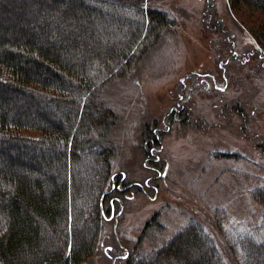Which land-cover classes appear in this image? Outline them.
Returning <instances> with one entry per match:
<instances>
[{
    "label": "trees",
    "instance_id": "16d2710c",
    "mask_svg": "<svg viewBox=\"0 0 264 264\" xmlns=\"http://www.w3.org/2000/svg\"><path fill=\"white\" fill-rule=\"evenodd\" d=\"M228 2L264 14V0ZM171 23L143 0H0V264H81L99 249L119 209L113 185L131 189L103 141L117 120L104 88ZM254 37L264 50V23ZM253 194L264 205V185ZM250 232L237 237L238 264H264V233ZM122 264L227 263L194 221Z\"/></svg>",
    "mask_w": 264,
    "mask_h": 264
},
{
    "label": "rangeland",
    "instance_id": "374dc122",
    "mask_svg": "<svg viewBox=\"0 0 264 264\" xmlns=\"http://www.w3.org/2000/svg\"><path fill=\"white\" fill-rule=\"evenodd\" d=\"M143 2L172 23L128 76L104 88L117 120L101 139L131 189H115L124 198L106 219L99 249L81 264H122L194 221L227 264H238L237 237L264 233V205L253 194L264 185V50L254 37L264 14L228 0ZM178 99L188 121H171L175 113L164 120ZM147 125L160 141L155 171L145 164Z\"/></svg>",
    "mask_w": 264,
    "mask_h": 264
},
{
    "label": "flooded vegetation",
    "instance_id": "af4514ba",
    "mask_svg": "<svg viewBox=\"0 0 264 264\" xmlns=\"http://www.w3.org/2000/svg\"><path fill=\"white\" fill-rule=\"evenodd\" d=\"M238 57H239V53L238 54H236ZM242 55V54H241ZM247 57H246V55L244 54L243 55V59H246ZM236 60H238V58L236 59ZM217 81V80H216ZM173 113H175V114H178V118H175L176 120H171V121H177V122H179V121H181V122H179V124L180 123H183L184 122V120H187L188 121V119H187V115H189V107L187 106V105H185L183 102H181V99H178L177 100V105L176 106H174V107H172L170 110H169V113H168V117H164V118H166V119H164V120H167L170 116H172L173 115ZM179 120V121H178ZM154 123H156V122H154ZM147 129H148V131L149 132H151V130H150V128H149V125H147ZM156 129H158L159 130V133H160V131L163 129V128H161V127H157ZM168 129V128H167ZM152 132H154V131H152ZM154 135L155 134H158V133H153ZM147 135H148V133H147ZM158 140V139H157ZM147 142L149 141V139L147 138V140H146ZM159 141V140H158ZM153 142L152 141H150V145H149V148L147 149V160L145 161V164L147 165V162H152V163H154L155 164V162L157 161V160H159V155H157L156 153H155V150H156V147H155V145H151ZM153 144H155V143H153ZM158 150V149H157ZM153 167H152V169L151 170H158L160 167H158L157 165H156V167L154 166V165H152ZM162 166H163V164H162ZM161 166V167H162ZM149 167V166H148ZM124 176V175H123ZM147 180V179H146ZM119 183H121V181L120 182H118V183H116V184H114L113 185V188H116V190H119V192H123V191H126L127 190V188L126 187H121L120 185H119ZM145 184H147V181H146V183L144 182V185L142 184L141 186H144V187H146L145 186ZM118 192V193H119ZM118 196V197H117ZM117 196H115L114 198L116 199V201H118V202H121V200L119 199V195L117 194ZM112 212H113V210H112Z\"/></svg>",
    "mask_w": 264,
    "mask_h": 264
}]
</instances>
